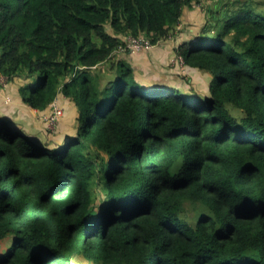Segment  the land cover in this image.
I'll return each mask as SVG.
<instances>
[{"label": "trees", "instance_id": "1", "mask_svg": "<svg viewBox=\"0 0 264 264\" xmlns=\"http://www.w3.org/2000/svg\"><path fill=\"white\" fill-rule=\"evenodd\" d=\"M205 1L176 51L209 92L143 85L119 35L154 45ZM242 1L0 0V73L37 109L61 91L79 120L51 146L0 115V264H264V0ZM188 203L205 206L193 221Z\"/></svg>", "mask_w": 264, "mask_h": 264}, {"label": "crops", "instance_id": "2", "mask_svg": "<svg viewBox=\"0 0 264 264\" xmlns=\"http://www.w3.org/2000/svg\"><path fill=\"white\" fill-rule=\"evenodd\" d=\"M193 12V8L186 7L179 25L170 32L169 37L160 40L150 49H130L127 53L120 52L131 61L135 70V76L142 84L149 85L160 81L166 88L178 90L182 95L184 93L187 95L192 94L186 86L188 82L194 80L193 73L196 74L200 70L187 65L181 66L178 63L176 48L180 43L193 39L191 34H187V29L193 28L191 24L195 22ZM182 24H185L184 27L181 26ZM111 32L113 33V31ZM119 36L123 38L125 35L121 34ZM97 69L100 70V78H103V82L100 83L101 87L105 86L113 78L116 71L115 68L111 69L108 65H104L101 68L96 67L92 70L95 71ZM108 74H111V77L106 78L104 75ZM24 82L23 77H15V79L7 81L4 85L0 86V115L31 137H38L36 134L44 138L48 136L53 137V133L48 130L44 119L45 115L51 112L52 103L45 109L29 106L23 101L20 93V87ZM57 100L65 108V114L57 123V135L54 137L61 140L67 133L73 134L76 132L79 120L77 117V107L73 99L59 91ZM40 136L38 139L42 143Z\"/></svg>", "mask_w": 264, "mask_h": 264}, {"label": "rangeland", "instance_id": "3", "mask_svg": "<svg viewBox=\"0 0 264 264\" xmlns=\"http://www.w3.org/2000/svg\"><path fill=\"white\" fill-rule=\"evenodd\" d=\"M241 4H243L242 0H241V2H236L235 6L230 5V4H229V6L230 7H238ZM210 5H211V2L205 1V3L202 5L196 4L193 7H190V8L194 9L193 15L195 17V22L193 24H191V26L193 28L187 29V34H191V37L195 40H198L201 38L200 33L204 27V24H206L211 18L210 15L209 16L207 15L208 14L207 13L208 7ZM255 8L258 10L264 11V3L263 4H256ZM184 25L185 24H182L181 26L184 27ZM208 27H210L209 32L214 33V30L219 29L220 25L213 24L210 26V24H209ZM128 50H130V49H128V48L127 49H120V47H119V53L118 54L124 57V55L121 53H126ZM118 54H117V57H119ZM79 67L83 68L84 66H79ZM95 73H97V74L99 73V77H100V70H98V69L95 70ZM104 76L106 78L111 77V74L104 75ZM210 78H211V74L209 72H204V71L200 70L196 74L193 73V79L194 80L192 82H188L186 88H188V90H190V92L193 95H196L197 93L209 92V80H210ZM100 80H101V82H103V78H100ZM157 80H160V79H157ZM33 84H34V82L32 83V86H33ZM155 84H156V86L162 85V83L160 81H158L157 83L151 84V85H155ZM143 85H146V84L143 83ZM191 87H193V89H191ZM168 92L171 94L179 95L178 91L172 90V91H168ZM56 99H57V96H56ZM64 114H65V112H64ZM47 128L51 133H53V135H52L53 137L48 136V137L44 138L43 136H40L39 134H36V136L41 137V142H42L41 144L48 143V145H51V146L57 145V143H59V141H60V140L54 138L55 135H57V133H56L57 132V126L55 128L47 126ZM68 132H70V131H68ZM67 134H69V133H67ZM102 181H103L102 178L100 180H98V182L96 181V178H94L93 182L90 185L91 205L93 206V208H100L105 204L106 191L103 188V182ZM204 207L205 206H203L201 204L188 203L186 206V210H185L184 214H186L187 217L193 221L195 216H197L201 210H205ZM7 242H8V240H4L3 242L0 241L1 248H3ZM71 259H72V262H69L68 264H97L96 262H90L89 260H86L87 255H85L83 253L75 255Z\"/></svg>", "mask_w": 264, "mask_h": 264}, {"label": "built area", "instance_id": "4", "mask_svg": "<svg viewBox=\"0 0 264 264\" xmlns=\"http://www.w3.org/2000/svg\"><path fill=\"white\" fill-rule=\"evenodd\" d=\"M124 43L120 46L121 49H132V50H144V49H150L153 44L151 43L150 39L144 35H125L123 37ZM178 63L181 66H184V60L181 55H178L177 57ZM7 77L0 73V86L4 85L7 82ZM65 108L58 103V100L55 98L52 102V110L50 113L45 115L44 119L47 123L48 127L55 128L57 126V123L59 119L64 115Z\"/></svg>", "mask_w": 264, "mask_h": 264}, {"label": "water", "instance_id": "5", "mask_svg": "<svg viewBox=\"0 0 264 264\" xmlns=\"http://www.w3.org/2000/svg\"><path fill=\"white\" fill-rule=\"evenodd\" d=\"M149 86H150V88H152V89H156V90H162V89H165V88H166L165 85H158V86H156V84H155V85H149ZM32 139H33L35 142L40 143V140H39L37 137L32 136ZM40 144H41V143H40ZM62 187H63V186L58 187V188L53 192V194H54L56 191H58L59 189H61ZM96 237H97V236H95L94 239H96Z\"/></svg>", "mask_w": 264, "mask_h": 264}, {"label": "flooded vegetation", "instance_id": "6", "mask_svg": "<svg viewBox=\"0 0 264 264\" xmlns=\"http://www.w3.org/2000/svg\"><path fill=\"white\" fill-rule=\"evenodd\" d=\"M63 189H64V188H63ZM58 191H60V189H59ZM58 191H57L56 193H58ZM56 193H55V195H56Z\"/></svg>", "mask_w": 264, "mask_h": 264}]
</instances>
